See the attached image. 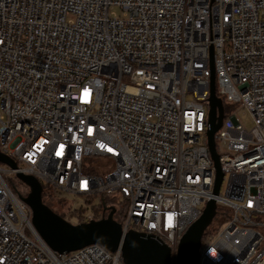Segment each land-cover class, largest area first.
Wrapping results in <instances>:
<instances>
[{
	"label": "built area",
	"instance_id": "obj_1",
	"mask_svg": "<svg viewBox=\"0 0 264 264\" xmlns=\"http://www.w3.org/2000/svg\"><path fill=\"white\" fill-rule=\"evenodd\" d=\"M212 62L216 94L233 106L216 133L218 195ZM0 152L17 164L0 162V264H125L101 244L53 250L18 173L70 206L63 195L113 200L123 233L167 244L173 264L214 198L230 216L202 241L198 264H264V0H0Z\"/></svg>",
	"mask_w": 264,
	"mask_h": 264
},
{
	"label": "water",
	"instance_id": "obj_2",
	"mask_svg": "<svg viewBox=\"0 0 264 264\" xmlns=\"http://www.w3.org/2000/svg\"><path fill=\"white\" fill-rule=\"evenodd\" d=\"M211 71L207 144L216 168L213 193L218 195L224 172L217 150L216 133L224 122V105L222 99L216 94V74L213 62ZM0 162L17 169L16 162L2 152H0ZM17 178L30 189L23 199L32 209L34 227L56 252L69 253L91 244H101L110 251L121 250L125 264H173L171 248L154 236L138 232L124 234L121 224L113 217L115 209L103 219L73 224L44 203V188L37 178L24 173H18ZM216 214L217 203L212 198L207 202L200 217L189 226L181 238L177 252V264H198L203 234Z\"/></svg>",
	"mask_w": 264,
	"mask_h": 264
},
{
	"label": "trees",
	"instance_id": "obj_3",
	"mask_svg": "<svg viewBox=\"0 0 264 264\" xmlns=\"http://www.w3.org/2000/svg\"><path fill=\"white\" fill-rule=\"evenodd\" d=\"M233 109V106L227 104L226 102L224 103V114L225 116H227L229 114V112H231V110ZM17 182L18 179L17 178H13V179H9L8 180V184L9 186L12 188V190L17 192ZM29 193V192H28ZM28 195V194H27ZM43 200L44 203L46 205H48L53 211H55L57 214H59L60 216L64 217V214L60 212V205L62 206H69V202L65 199L62 198H58L53 191H51L50 188H48L46 185L44 186V190H43ZM86 204H92L95 201L92 199H87ZM113 200L108 199V198H101L99 201L98 205L93 206L95 212L99 211V210H103L105 212V215L108 216L111 211L113 209H115L116 207H111L109 204L112 203ZM88 208L85 207H81L78 211L80 218L83 217L85 211ZM123 214V209L121 210H116L114 218L116 221L120 222L121 221V217ZM230 216V211L228 209H223V208H218L217 209V214L215 216V218L213 219L211 225L205 230L204 234H203V238L202 241L205 242L206 240H209L208 238L213 236L219 229L220 225L222 224L221 218H227Z\"/></svg>",
	"mask_w": 264,
	"mask_h": 264
},
{
	"label": "rangeland",
	"instance_id": "obj_4",
	"mask_svg": "<svg viewBox=\"0 0 264 264\" xmlns=\"http://www.w3.org/2000/svg\"><path fill=\"white\" fill-rule=\"evenodd\" d=\"M110 12L112 15H116V16H121L122 15V10L119 7H112L110 9ZM238 115L243 123V125L246 127V129H251L254 126V119L253 116L251 115V113L248 110L245 109H241L238 112ZM2 165H6L5 163H1ZM13 179V178H10ZM17 189L20 191H25L24 187L17 182ZM222 194H225V183L222 187L221 190ZM65 198H67L68 200H71L73 205H67V206H62L60 205V212L64 214L65 219H67L68 221H71L72 223H77L78 219L77 216L80 213L78 210L75 211L74 209H80L82 206L85 208H88L84 214H91V213H97L94 210L95 205L99 204V200H97L96 202L92 203V204H86L85 200L80 197V196H70V195H63ZM69 211H71V213H69ZM221 226H225V224H221Z\"/></svg>",
	"mask_w": 264,
	"mask_h": 264
}]
</instances>
